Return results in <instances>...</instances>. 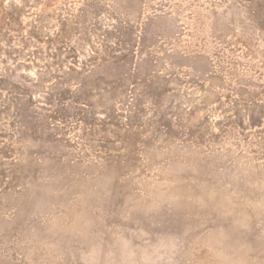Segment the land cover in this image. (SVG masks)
I'll return each instance as SVG.
<instances>
[{
    "label": "rangeland",
    "instance_id": "1",
    "mask_svg": "<svg viewBox=\"0 0 264 264\" xmlns=\"http://www.w3.org/2000/svg\"><path fill=\"white\" fill-rule=\"evenodd\" d=\"M0 264H264V0H0Z\"/></svg>",
    "mask_w": 264,
    "mask_h": 264
}]
</instances>
